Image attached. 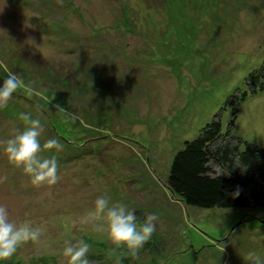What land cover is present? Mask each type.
<instances>
[{"label": "rangeland", "instance_id": "obj_1", "mask_svg": "<svg viewBox=\"0 0 264 264\" xmlns=\"http://www.w3.org/2000/svg\"><path fill=\"white\" fill-rule=\"evenodd\" d=\"M263 64L264 0H0V85L7 67L33 89L0 108V141L29 126L21 113L39 119L38 158L60 177L31 186L0 143V204L44 229L0 264H66L81 239L91 264H264L263 210L185 207L166 184L217 115L226 130L235 109L231 133L264 149L262 81L248 83ZM52 138L62 151L44 149ZM100 196L138 224L158 216L138 258L92 227L103 219L82 222Z\"/></svg>", "mask_w": 264, "mask_h": 264}, {"label": "clouds", "instance_id": "obj_2", "mask_svg": "<svg viewBox=\"0 0 264 264\" xmlns=\"http://www.w3.org/2000/svg\"><path fill=\"white\" fill-rule=\"evenodd\" d=\"M7 73L3 84L0 85V108H5L12 99L13 94L19 89H24L29 94L33 93L31 86L26 85L24 80L17 74L4 67ZM63 112V109H60ZM22 119L29 126L18 135L0 141L6 146L4 152L8 160L16 167L22 168L25 175L29 177L31 186L40 187L42 185H55L60 177L58 175V161L53 155L48 159H39L41 152V141L39 139L43 128L39 119H31L30 114L21 113ZM72 119H76L74 116ZM44 149L56 152L62 151L63 145L58 139H48ZM223 172H220L222 174ZM238 191L232 193L233 198L238 196ZM109 199L100 196L95 200L94 210L87 213V218H83V223L103 219L104 224L93 223L92 227L98 232H104L108 241L114 249L124 248L132 258H138L140 250L151 239L156 230L158 216L149 214L143 223H137L134 209H128L122 204L109 206ZM75 223V222H74ZM44 229L34 226L30 220L15 223L9 219V210L6 205L0 204V261L8 260L16 254L18 249L29 242H39ZM90 245L83 239L77 244H68L63 248L62 257L66 258V264H91L88 259ZM260 259L255 253L248 254V260ZM115 264H120L117 257Z\"/></svg>", "mask_w": 264, "mask_h": 264}, {"label": "trees", "instance_id": "obj_3", "mask_svg": "<svg viewBox=\"0 0 264 264\" xmlns=\"http://www.w3.org/2000/svg\"><path fill=\"white\" fill-rule=\"evenodd\" d=\"M256 80L262 81L259 90L264 91V64L248 78L252 93L257 92ZM235 118L234 109L233 119L223 130L217 115L172 157L167 188L185 207L264 211V149L231 133ZM234 191L239 193L235 198Z\"/></svg>", "mask_w": 264, "mask_h": 264}]
</instances>
